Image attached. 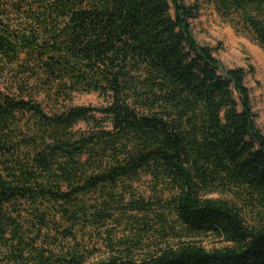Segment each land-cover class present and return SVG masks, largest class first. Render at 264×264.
I'll list each match as a JSON object with an SVG mask.
<instances>
[{
	"label": "trees",
	"instance_id": "1",
	"mask_svg": "<svg viewBox=\"0 0 264 264\" xmlns=\"http://www.w3.org/2000/svg\"><path fill=\"white\" fill-rule=\"evenodd\" d=\"M213 1L264 50V0ZM199 9L0 0V264H264V133Z\"/></svg>",
	"mask_w": 264,
	"mask_h": 264
},
{
	"label": "rangeland",
	"instance_id": "2",
	"mask_svg": "<svg viewBox=\"0 0 264 264\" xmlns=\"http://www.w3.org/2000/svg\"><path fill=\"white\" fill-rule=\"evenodd\" d=\"M189 2L200 7L197 17L192 21L195 39L200 44L215 48L216 57L226 68L247 69L246 83L251 90L256 124L264 133V50L247 34L238 33L230 21L222 18L213 0ZM74 102L99 106L104 100L97 94H79ZM139 188L141 192L148 194L147 181Z\"/></svg>",
	"mask_w": 264,
	"mask_h": 264
}]
</instances>
